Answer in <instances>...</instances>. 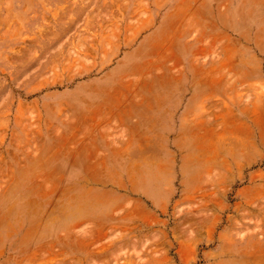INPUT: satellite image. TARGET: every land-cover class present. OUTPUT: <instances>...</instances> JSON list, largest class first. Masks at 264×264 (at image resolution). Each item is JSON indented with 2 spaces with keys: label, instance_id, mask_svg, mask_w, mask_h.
<instances>
[{
  "label": "rangeland",
  "instance_id": "obj_1",
  "mask_svg": "<svg viewBox=\"0 0 264 264\" xmlns=\"http://www.w3.org/2000/svg\"><path fill=\"white\" fill-rule=\"evenodd\" d=\"M0 264H264V0H0Z\"/></svg>",
  "mask_w": 264,
  "mask_h": 264
},
{
  "label": "crops",
  "instance_id": "obj_2",
  "mask_svg": "<svg viewBox=\"0 0 264 264\" xmlns=\"http://www.w3.org/2000/svg\"><path fill=\"white\" fill-rule=\"evenodd\" d=\"M160 207H161V206H160ZM160 207H159V208H160Z\"/></svg>",
  "mask_w": 264,
  "mask_h": 264
}]
</instances>
